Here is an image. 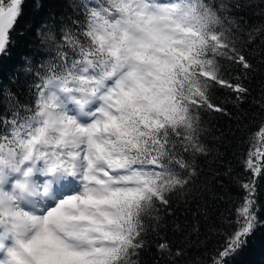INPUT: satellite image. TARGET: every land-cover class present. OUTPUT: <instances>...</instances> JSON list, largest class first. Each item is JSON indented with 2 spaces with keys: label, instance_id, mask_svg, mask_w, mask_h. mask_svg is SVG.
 Masks as SVG:
<instances>
[{
  "label": "snow or ice",
  "instance_id": "obj_1",
  "mask_svg": "<svg viewBox=\"0 0 264 264\" xmlns=\"http://www.w3.org/2000/svg\"><path fill=\"white\" fill-rule=\"evenodd\" d=\"M25 7L0 0V62ZM71 8L36 33L27 102L0 86V264H233L264 231V119L259 145L242 141L240 171L226 169L242 193L233 206L205 211L201 228L176 224L174 205L198 198L206 118L229 115L228 96L243 103L244 81L259 77L264 116V0Z\"/></svg>",
  "mask_w": 264,
  "mask_h": 264
},
{
  "label": "trees",
  "instance_id": "obj_2",
  "mask_svg": "<svg viewBox=\"0 0 264 264\" xmlns=\"http://www.w3.org/2000/svg\"><path fill=\"white\" fill-rule=\"evenodd\" d=\"M41 0H36L37 5ZM44 8L32 7V0H26L24 14L20 19L15 33L16 44L9 58L0 62V86L6 91L15 92L22 103L28 99V75L23 70L25 57H31L35 53V45L38 39L36 33L40 26L50 17H66L72 14V0H43ZM248 23H256L259 17L250 10H241L238 13ZM239 74V73H237ZM250 88L251 94L238 106L232 102V97L227 92L217 93L223 100L228 96V102L223 106L229 115L216 114L206 118L207 143L213 149L207 163L202 164L205 175L201 179L200 188L197 191V199L189 197L187 202L182 198L175 207V222L182 227H190L197 220L201 228L204 227V212L213 219L220 216L242 193L238 190L228 175H225L229 164L233 168V174L240 171L237 156L246 152L247 143L251 139L259 145L260 138L257 129L260 121L264 119L260 109L254 103L260 95L259 77L244 81ZM6 112V106L0 102V113ZM207 183V189L203 185ZM264 188V185H262ZM264 199V191L261 192ZM171 227H175L170 223ZM154 251V249H153ZM146 259H151L147 256ZM233 264H264V231L258 232L251 238L247 247L234 259Z\"/></svg>",
  "mask_w": 264,
  "mask_h": 264
}]
</instances>
